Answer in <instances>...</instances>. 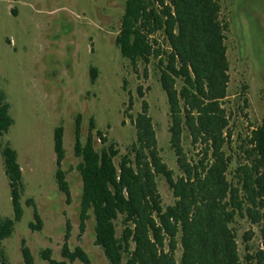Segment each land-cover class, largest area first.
Masks as SVG:
<instances>
[{
	"label": "trees",
	"instance_id": "1",
	"mask_svg": "<svg viewBox=\"0 0 264 264\" xmlns=\"http://www.w3.org/2000/svg\"><path fill=\"white\" fill-rule=\"evenodd\" d=\"M231 3L238 11V0ZM221 11L220 0H125L114 43L132 66L153 62L159 73L168 105L169 148L179 175L162 161L146 103L131 121L136 139L118 165L114 144L96 151L95 136L103 144L106 138L99 131L94 134L92 119L87 136L81 137L78 118L73 154L81 160L77 166L81 178L79 233L84 232L91 212L94 246L108 264H264V122L232 140L231 114L224 106L229 83L228 23ZM89 74L94 83L96 70L90 69ZM8 109L0 95V137L12 125ZM185 139L189 153L183 146ZM53 150L55 181L68 204L69 188L61 170L65 155L61 125L54 130ZM0 155L13 210L12 219H0V264H8L1 256V245L23 214L21 170L10 147L0 145ZM232 163L235 168L230 174ZM158 177L174 199L166 208L158 192ZM25 204L33 213L29 229L40 231L42 222L33 200ZM236 218L255 227L260 241L257 248L248 245L255 235L248 231L242 259L231 227ZM70 230L66 222L60 260L52 259L50 249H44L43 261L92 264L81 248H69ZM20 251L23 264H34L24 241Z\"/></svg>",
	"mask_w": 264,
	"mask_h": 264
},
{
	"label": "rangeland",
	"instance_id": "2",
	"mask_svg": "<svg viewBox=\"0 0 264 264\" xmlns=\"http://www.w3.org/2000/svg\"><path fill=\"white\" fill-rule=\"evenodd\" d=\"M231 2L220 0L222 16L228 23L225 46L229 83L224 106L231 114L230 130L235 141L238 135L243 137L264 122V0H238V11ZM124 3L125 0H0V95L9 106L12 120L7 133L0 137V145L16 152L23 212L11 236L1 245V256L8 264H23L21 241L34 264H47L40 255L44 249H50L52 259L59 261L66 222L71 226L69 248H81L92 264H108L102 251L94 246L91 212L84 232L79 233L81 178L77 166L81 160L73 154L78 118L81 137L87 136L92 119L94 134L99 131L106 138L103 144L95 136L96 151L114 144L118 150L114 163L118 165L136 139L131 121L146 103L162 161L175 176L179 175L169 148L168 105L159 73L153 62L132 66L114 43ZM92 68L96 70L94 83L89 76ZM60 125L65 154L61 170L69 188L68 204L55 181L53 134ZM183 146L189 153L188 140ZM234 168L232 163L230 174ZM156 181L163 208L172 205L174 199L165 181L160 177ZM29 199L41 218L40 231L28 227L33 222L32 208L25 204ZM12 218L0 155V219ZM116 224L119 237L120 221ZM231 227L236 232L241 259L248 231L255 233L248 245L260 246L257 229L247 220L236 218ZM180 256L179 248L177 262Z\"/></svg>",
	"mask_w": 264,
	"mask_h": 264
}]
</instances>
